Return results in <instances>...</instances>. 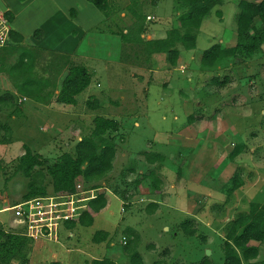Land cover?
<instances>
[{
	"label": "rangeland",
	"instance_id": "rangeland-1",
	"mask_svg": "<svg viewBox=\"0 0 264 264\" xmlns=\"http://www.w3.org/2000/svg\"><path fill=\"white\" fill-rule=\"evenodd\" d=\"M115 1L123 8L122 11L131 2ZM239 1L223 0L220 6L211 10L199 29L192 30L196 38L194 49L186 50L182 44H176L175 64L169 61L168 54L151 53L146 44L167 37L172 30L181 34L185 32L179 20L187 14L188 8L175 5V0H137L145 17L142 43L126 41L121 38V33L118 38L110 39V32L101 26L99 32L103 34H99L103 37L92 41H89L93 34L91 32L83 40L81 36L75 41L62 34L49 35L43 43L48 49L62 53L75 52L77 57L73 61L74 56L39 52L35 61L38 76L58 85L66 67L84 66L93 77L89 87L76 97L77 106L74 108L54 104H57V87L49 104L44 105L54 113L37 112L33 108L36 103L31 99L24 103L28 124L21 130L22 135L11 133L12 138H9L15 141L13 144L0 148V225L6 223L4 227H7L8 233L20 231L9 208L28 192V184L32 181L44 186L48 195L52 194L47 166L36 167L32 178L15 172L18 158L24 153L23 144L28 145L33 153L40 154L49 165L62 153L74 156L78 140L91 136L93 119L100 115L119 122L114 140L117 146L116 162L114 170L99 181L86 183L79 178L78 184L83 189L94 185L109 187L111 191L117 188L125 190L121 196L128 202L138 204L137 201L142 199L148 201L147 197L151 198L148 190L142 191L141 197V189L135 182L139 174L146 176L158 164H148L142 155L145 152L148 156L154 155V152L165 155V161L159 162V168L164 170L160 174L165 183L162 189L164 200L165 196H172L174 199L170 200H175L181 195L178 193L181 189L191 190L200 186L207 189L196 194L195 201L191 199L187 205H181L182 209L179 204L177 208L164 205L161 216L157 218L146 217L145 207L134 209L139 215L135 218H132L129 210L124 209L125 213H120L121 202L106 193L113 204V215L109 220L106 218L95 224L97 228L110 231L118 218L123 220L118 222L113 242L114 249L118 250L115 255L117 264H131L129 259L133 251L140 254L144 264H200L205 256L213 264H222L223 230L229 225L228 222L246 213L251 203L264 205V46L256 52L226 58L211 69H202L200 65L202 52L210 46L220 44L230 48L235 45ZM76 7L84 14L81 24L86 25L87 29L96 30L93 22L102 20L100 12L89 5L99 14L97 20L96 15L92 17L85 13L82 5ZM4 8L3 0H0V11ZM123 12L124 17L117 20L116 16L113 21L128 34L136 20L126 11ZM254 24L258 26L259 22L256 20ZM68 27L66 25L65 29ZM77 27L81 28L78 23ZM80 53L87 55L88 59L79 61L78 58H84ZM18 54L19 51L12 55L0 52V95L5 91H15L7 71L16 62ZM59 72L61 75L57 76ZM213 79H217V82ZM90 95L96 99L89 98ZM88 100L91 103L101 101V108L89 109L86 104ZM7 114L8 110H0V141L8 136L1 125L23 123L21 119L7 122ZM237 147L242 148L241 152L232 160L230 154ZM129 167L134 172L124 173ZM177 172L181 173L182 178L179 179ZM233 176H237L242 185L227 197L220 192V188L223 184L231 186ZM155 177H152L153 180ZM147 178L149 189L153 180ZM153 185H156L155 182ZM212 192L214 194L210 197L208 193ZM146 201L141 203L145 204ZM185 206L193 209L196 216L197 223L193 221L196 233L193 237L185 236L179 227L184 220L191 219L186 214ZM126 229L137 232L138 236L134 237L130 232L126 237ZM91 230L87 229L89 232ZM87 235L82 236L83 242L81 240L87 253L98 252L100 257H111L112 249L87 242ZM30 240L32 245L34 240ZM64 242L60 240L56 243L45 237L35 239L30 264H46L51 254L65 252ZM262 251L261 257L259 255L253 262L261 264L264 260ZM13 264H17V261Z\"/></svg>",
	"mask_w": 264,
	"mask_h": 264
},
{
	"label": "trees",
	"instance_id": "trees-1",
	"mask_svg": "<svg viewBox=\"0 0 264 264\" xmlns=\"http://www.w3.org/2000/svg\"><path fill=\"white\" fill-rule=\"evenodd\" d=\"M93 5L104 16L111 15V5L109 0H86ZM223 0H175V5L186 6L187 14L179 20L181 28L185 30L181 34L177 30H172L167 37L146 42L151 53L168 54L169 61L175 64L177 58L176 44H182L186 50L195 48L196 38L192 30L200 28L203 20L210 14L211 10L221 5ZM239 13L236 19V43L233 47L226 48L220 44H214L203 51L200 59L202 69H211L220 61L226 58H232L239 53H252L258 51L264 46V0H240L237 4ZM117 8V7H116ZM116 11L115 7L113 8ZM129 14L135 18L134 28H131L125 36L121 34L122 39L138 41L142 43L141 34L144 31L145 17L141 14L137 0H131L126 6ZM114 13V12H113ZM220 15L219 12H216ZM9 21L12 20L10 13H7ZM259 22L256 26L255 21ZM22 41V37L14 33H9V41L5 46L0 48L3 55H12L19 51L18 58L8 69L10 79L13 81L15 93L5 91L0 95V110H8V117L20 110L19 100L24 98L31 99L36 103L47 105L53 97L56 89V82L38 76L35 70L37 50L30 48L16 49L15 45ZM3 59H1L2 62ZM57 64L56 61H54ZM58 65V64H57ZM65 67H62V69ZM61 70V69H60ZM60 84L57 87L58 94L55 98L57 103L75 106V97L83 92L91 82L92 74L83 66H68L65 70ZM60 73V72H59ZM57 74V76L61 75ZM217 82V79H213ZM89 109H97L100 104L96 101L93 103L86 102ZM94 129L91 136H87L79 141L75 146L74 156L70 153H62L52 164L37 153H33L27 146L23 145L24 153L18 158V164L15 172L21 173L25 178H32L33 171L36 167L47 166L46 173L51 180V188L56 195H69L75 192V186L78 179L84 182L99 181L100 178L107 175L111 170V162L114 157L116 144L114 143L115 135L118 134L119 124L113 119H107L102 116H96L93 119ZM1 128L8 133L3 137L0 144H8L13 141L11 130L6 123ZM237 147L230 155L233 160L241 152ZM149 159L162 160L155 154L148 157ZM40 183V181H39ZM242 185V184H241ZM237 176L231 179V186L223 184L220 192L227 197L241 187ZM99 186H91L89 189L95 190ZM117 193V188L114 189ZM121 190L118 194L124 193ZM47 194L45 187L32 181L28 184V192L21 197L22 201L45 196ZM122 197V196H121ZM15 205V204H14ZM106 205L103 194H99L95 199L87 204V210L83 211L77 219V223L82 226H89L93 221V216ZM217 208V207H216ZM224 228L223 245L221 251L223 254L222 264H259L255 261L259 256L260 247L264 246V205L251 203L246 213H241L235 219L228 222ZM74 224V223H73ZM183 234L193 237L196 233L192 220H184L180 224ZM3 226H0V264H27L29 252L31 249V238L24 235V229L18 233L7 232ZM108 234L104 231H98L93 235L92 241L100 243L105 241ZM136 239V238H135ZM204 241V240H203ZM128 250V249H127ZM131 264H144L138 252L133 251L130 259ZM50 264H60L53 262ZM91 264H116L114 261L104 258L95 259ZM197 264V263H195ZM200 264H213L206 256ZM261 264H264L262 260Z\"/></svg>",
	"mask_w": 264,
	"mask_h": 264
},
{
	"label": "crops",
	"instance_id": "crops-1",
	"mask_svg": "<svg viewBox=\"0 0 264 264\" xmlns=\"http://www.w3.org/2000/svg\"><path fill=\"white\" fill-rule=\"evenodd\" d=\"M3 3L5 5L3 12H7V13L9 12L11 17H12V20L10 21L11 30L14 33H16L22 37V41L15 45L16 49L30 48V49L37 50V53H39V52L43 53L45 51H49L51 53H59L61 55L74 56L73 58L70 57L74 61V59H76V57H77L75 52L62 53L58 50H50L45 45H43V43L47 40V37L49 35H60V34H62V35H65V37L67 39H69V40L73 39V41H75L77 38H81V36H83V38H82V40H83L85 38V35L91 32L93 34H91V36L89 37V41H92V39H100L103 37V36H100V34H99V33L103 34L102 31L99 32V30H100L99 26L104 28L105 31H108V33L110 32L109 34L112 36L110 39L118 38L119 33H121V34L123 33L124 35L127 34V30H123L119 25L114 24L115 22L113 21V19L117 16V20H119L120 18L124 17L123 11H126L128 14H129V12L127 11L126 7H124V10L122 11L123 8L120 7L119 4L116 3L115 0H109V4L111 5V10H110L111 15L109 17H106L100 12V14L102 15V20L99 21L98 23L93 22L94 26H97V29L93 30V31L90 29H87L85 27L86 25L83 26L81 24L82 23L81 18H83L84 14L82 13V10H78L76 7V6L82 5V8L85 9L84 10L85 13H87L89 16H92V17H94L96 15L97 16L96 19L99 20V18H98L99 14H96L95 11H93L89 8V5H91V4L89 2H87L86 0H3ZM86 3H88V4H86ZM114 7H115L116 11H114V9H113ZM77 23L81 26V28L77 27ZM66 25L70 26V27L65 29ZM109 25L112 27H110ZM146 33H147V31H146ZM142 35H143V33L141 34V38H142ZM29 40L32 43L29 42ZM80 54H83V53H80ZM83 55H84V58H81V59L78 58L79 61H85L86 59H88L87 55H85V54H83ZM155 55H158V54L155 53ZM35 68L38 69L36 67V62H35ZM65 73L66 72H63L62 75L63 74L65 75ZM92 77H93V75H92ZM91 80H92V78H91ZM57 84L59 85L58 82H57ZM58 85H57V87H58ZM10 92H13V91H10ZM76 97H75V99H76ZM90 97L93 99H96L93 95H90L89 98ZM28 100H30V99L24 98L22 100H19L20 110L17 111L16 113H14L13 115H11L10 117H8V115L6 117L7 122L10 121L11 123H13L14 121H18V119H21V121L23 122L22 124H20V122H19V124L15 125V126H13L12 124L8 125V127L10 128L9 130H11V133L14 134L15 136L22 135L20 133L21 130L24 127H26V125L28 124V118H27V114L25 111L26 108L24 107V103ZM98 103L101 105V101H99ZM54 104L58 107H59V105H60V107L61 106L64 107L63 106L64 104H60V103H57V104L54 103ZM76 106H77V99H76V105L71 106V107L74 108ZM33 108L39 113H42L43 111H48L50 113H54L53 111H51L52 109L46 108L43 104H40V103H36ZM100 108L101 107H99V109ZM68 110H70V108ZM96 116H100V115H96ZM75 119H76V117H75ZM114 120L118 122V120H116L115 118H114ZM118 124H119V122H118ZM76 131L78 133L79 129ZM79 141H81V138L78 140V142ZM14 142L15 141H12L11 143H8V144H0V148H4V146H10ZM116 149H117V146H116ZM116 149H115L113 160L111 162L110 172H112L114 170V163L116 162V157H117ZM151 153H153V152H151ZM154 153L159 155L162 158V160L158 161V160H155L154 158L149 159L148 158L149 154H146V152L144 154H142L145 157L148 164H151L154 166H156L157 164L158 165L156 166L155 169H152V171L149 172V174H147L146 176L139 174L137 176V181L135 180L136 181L135 184H137L138 187L141 189L140 190L141 192L139 193L141 195V197H143V195L141 194L142 191L146 192L148 190V196H150L151 198L147 197L148 201H146V199H142L141 201H137V203L140 205L139 206L138 204H134L132 201L128 202V200H125L124 198H122L121 195L118 194L121 191V189L118 190V193H117L114 190L115 188L112 189V191H111L109 189V187L99 186L98 189H95L96 194L97 195H99V194L104 195V198L106 200L105 207L103 209H101L99 211V213H97L93 216V221H92L91 225H89V226L79 225L77 223V221H78L77 219L79 217L74 219V220H68V221L64 222V224L59 228L58 237L52 241H54L56 243L59 242L60 240L66 241L63 243L64 244L63 247H65V252H62L60 255H58V253L51 254L50 255V261H48L46 264H50L53 262H57L60 264H91L92 260H95V259L101 260L104 258L110 259L117 264L118 261H116L117 259H116L115 255L118 254V250L114 249L115 247H114L113 242L115 241V237H116L115 233H116L118 222H119V220L121 222H123V220L121 218H118V220L116 219L117 220L116 224L115 223L113 224L112 230H110V231L107 229L97 228L98 225H96L97 223L95 224L96 221H102L103 219H106V218H107V220H109L108 218H111V216L113 215V212H112L113 211L112 210L113 204L110 202V199L108 198V195H106V193H110L112 195L113 199H115L117 201L119 200L121 202L120 213H122V212L125 213L124 212L125 210L126 211L129 210V211H131L132 218L139 216L135 212L134 209L143 208V207H145L144 212H146L145 213L146 217L157 218L158 216H161V210H162V207L164 205L173 206L175 208H177L178 204H179L178 205L179 207L183 204L187 205L188 204L187 201H189V200L191 201V199L194 200V198H196V194L203 193L202 190L206 189L204 186H202V187L200 186V188H196L193 186L194 189L192 188L191 190H189V188H188V189H181V191H178V193H180L181 195H178L175 198V200H173V201L170 200L171 198H173L172 196L171 197L165 196L166 199L164 200V198H162V197L165 195V193L162 191V189H163V186L165 183L162 182V180H164V179L161 178V176H160V174H162V172H164V170H163V168H159V164L165 161V155L163 153H157V152H154ZM129 168H128V170L127 169L124 170V173L126 171H128V173L129 172L132 173L133 168H131V167H129ZM177 173L179 174L178 175L179 179L182 178L181 173H179V172H177ZM185 174H186V172H185ZM153 176H156L154 178L155 180H153V178H152ZM147 177H149V178L151 177V179L153 180V181H151L152 184H150L151 187L150 186L148 187L149 189H147V179H148ZM156 179H158V180H156ZM122 180L124 181V178H122ZM153 182H155V184H156L155 186L153 185ZM124 185H125V183H124ZM51 193H53V191ZM213 194H214L213 192L208 193V195H210V197ZM178 200H179V202H178ZM144 201H146V203L142 204L141 202H144ZM171 201H172V203H171ZM125 205L127 207H125ZM180 208L182 209V206ZM200 209H201V207H200ZM86 210H87V208H86ZM185 210L187 212L186 214L191 216V219H189V220H192V221H194V223H197V221H195L196 216L193 215L195 213L192 212L193 209L186 207ZM1 212L2 211L0 209V213ZM154 218H152V219H154ZM2 224L3 225H0V226H3V228L6 229L7 227H4L5 226L4 224H6V223L3 222ZM89 228H92L91 232L87 231V229H89ZM98 231H104L108 234V236L105 239V241L97 244V243H94L92 241V238H93V235ZM125 231L127 232L126 237H128L130 232L132 233V235L134 237H135V235L138 236V233L133 231V230L126 229ZM174 231H176V230L174 229ZM84 234H89V235H87V242L89 241L92 244L101 245L104 247L106 246L107 248L112 249L111 257H107V256L100 257V256H98L99 255L98 252L92 253V254L87 253L86 252L87 248L85 247V245L83 243H81L82 236ZM176 234H178V231H176ZM124 239L125 238L123 237L122 240L125 241ZM33 240L35 241V239H33ZM128 240L130 241L129 238H128ZM34 241L31 245L27 264H30V257L33 254L31 252L34 251V248H35ZM82 242H83V240H82ZM124 245H126V242ZM63 247H61V248L63 249ZM262 250H264V247H260L259 255L263 254ZM260 257H261V255H260Z\"/></svg>",
	"mask_w": 264,
	"mask_h": 264
},
{
	"label": "built area",
	"instance_id": "built-area-1",
	"mask_svg": "<svg viewBox=\"0 0 264 264\" xmlns=\"http://www.w3.org/2000/svg\"><path fill=\"white\" fill-rule=\"evenodd\" d=\"M10 30L7 12L0 11V48L9 41ZM96 196V190L83 189L81 184H76L72 194H46L17 203L9 210L13 211V220L19 225L17 227L25 230L26 237L55 240L64 222L80 217L87 203Z\"/></svg>",
	"mask_w": 264,
	"mask_h": 264
},
{
	"label": "water",
	"instance_id": "water-1",
	"mask_svg": "<svg viewBox=\"0 0 264 264\" xmlns=\"http://www.w3.org/2000/svg\"><path fill=\"white\" fill-rule=\"evenodd\" d=\"M208 254V253H207Z\"/></svg>",
	"mask_w": 264,
	"mask_h": 264
}]
</instances>
